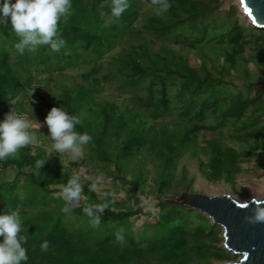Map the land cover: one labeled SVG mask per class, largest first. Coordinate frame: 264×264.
<instances>
[{
    "label": "trees",
    "instance_id": "obj_1",
    "mask_svg": "<svg viewBox=\"0 0 264 264\" xmlns=\"http://www.w3.org/2000/svg\"><path fill=\"white\" fill-rule=\"evenodd\" d=\"M110 2L72 0L74 14L60 25L59 35L67 44L59 53L44 45L36 52L20 54L10 19L7 26L0 25V110L17 96V108L26 114L20 95L28 93L32 70L51 74L52 70L72 69L80 82L74 78L59 93L60 98L35 99L34 111L28 113L43 122L53 106L78 115L81 124L76 130L93 137L86 146L89 159L134 188L131 205L90 192L84 184L80 207L66 214L62 189L73 175L70 169L51 164L39 147L32 153L25 146L19 158L0 161V213L17 210L23 219L29 257L24 264L234 260L229 250L218 245L220 226L175 199L180 191H171V187L186 182L174 177L176 163L186 150L206 156L200 158L199 167L208 181L231 184L242 171V163L260 156L251 147L226 143L221 130L226 128L227 137L240 144L254 138L264 140V75L249 67L254 60L256 66L264 64V29L241 20L238 7L224 8L221 0H170L171 8L159 16L152 0H130V8L120 19L104 27L102 14L105 18L110 14ZM246 35L255 42L249 58L243 53ZM176 45L196 50L201 65L189 64ZM116 46L121 48L113 53ZM110 84L123 96L124 107L96 98ZM171 114L177 122H165ZM136 126L139 130L135 132ZM217 130L221 135L199 141L202 131ZM123 137L121 144L115 142ZM146 151L161 159L164 171L156 180V202L147 212L156 210V220L134 231L131 218L143 211L136 190L142 187L144 191V187L140 174L127 181L122 170L135 155ZM38 160H46L42 169L36 168ZM10 169H15L14 175ZM187 185L191 187V181ZM105 201L109 209L100 226L93 228L83 207ZM119 229H123V245L115 239ZM44 240L49 241L47 252L41 251Z\"/></svg>",
    "mask_w": 264,
    "mask_h": 264
},
{
    "label": "clouds",
    "instance_id": "obj_2",
    "mask_svg": "<svg viewBox=\"0 0 264 264\" xmlns=\"http://www.w3.org/2000/svg\"><path fill=\"white\" fill-rule=\"evenodd\" d=\"M157 6L156 14L163 15L171 8L170 0H152ZM130 0H111V12L102 14L104 27L116 23L125 11L130 8ZM74 14L72 0H2L0 2V25L7 26L11 21V31L15 33L18 42L16 50L20 54L31 51L36 52L40 46L47 45L50 50L59 53L66 47L67 41L59 35L60 25L67 24ZM67 54V53H66ZM52 95H54L52 93ZM56 96V95H54ZM57 98H60L56 96ZM37 120V119H36ZM49 129V136L53 143V151L62 157L68 154L72 161H78L85 155V146L90 144L93 137L88 132H79L76 126L81 124L78 115L69 114L63 106H53L45 117ZM41 128V124L39 123ZM39 142L33 122L24 114L19 113L15 107L11 108L0 120V161L19 158L21 150L28 145L34 146ZM52 154L49 155V157ZM46 160L37 161L36 168L42 169ZM103 183V177L97 176L88 185L90 192L98 191V186ZM65 205L64 213H70L80 207L84 199V184L81 176L74 173L62 189ZM107 195V194H105ZM252 214L245 219L250 223L264 222V202L258 201ZM109 202L86 203L83 212L89 217V224L97 228L101 224L103 213L109 209ZM24 233V222L17 210L7 209L0 213V264H24L29 257L25 245L28 242ZM117 242L123 245V229L115 234ZM49 241L41 243V251L47 252Z\"/></svg>",
    "mask_w": 264,
    "mask_h": 264
},
{
    "label": "rangeland",
    "instance_id": "obj_3",
    "mask_svg": "<svg viewBox=\"0 0 264 264\" xmlns=\"http://www.w3.org/2000/svg\"><path fill=\"white\" fill-rule=\"evenodd\" d=\"M222 7L229 8L230 6H237L238 13L241 15V20H246L247 24H251V21L247 18L245 11L242 7V3L240 0H221ZM150 8V6H147ZM253 26V24H251ZM255 26V25H254ZM259 28V27H258ZM257 28V29H258ZM249 36L246 35V45L245 51L243 52L245 57L249 58L253 56L255 47L254 39L249 40ZM157 47V45H156ZM121 47L116 46L113 49V53L118 51ZM176 48L179 52L185 54L187 56V60L189 64L193 66H200L202 62V57L198 54V52L192 48L176 45ZM111 53V54H113ZM109 57L107 56L106 59ZM259 66H256L255 60L249 63V67L253 70L257 75H264V64L259 63ZM219 75V72H215ZM33 80L30 84L29 90L27 94L20 95V99H23L24 106L26 112V116L33 122L35 126V131L38 136L39 142L34 145H28L31 152L35 153L37 147L42 148L45 150L46 157L50 160V163L60 167L61 169H70V171L74 173H78L81 176L82 184L88 186L93 180L96 179L97 176L103 177V183L98 186L97 193L100 196H105V194L113 197L115 200L120 202H125L126 204H133L132 192H133V185L131 183H123L121 180H117L115 177L109 174V172L104 171L100 166L95 164L89 159L88 149L85 146L84 152L85 155L82 159L78 161H72L68 154H65L62 157L63 164L61 163L60 154L55 153L53 151V141L49 136V129L45 122L39 120L34 115L28 113V111H34V102L35 99L41 98L40 101L43 102L44 99H54V95H58L59 93L66 88V86L70 85L74 78L78 82H80V78L76 77V74L73 72L72 69H66L63 72H59L57 70L51 72L42 73L36 70L31 71ZM228 78V76H226ZM234 80L238 83L240 80ZM52 93L54 95H52ZM96 98L100 101L111 100L118 104L120 107L125 106V101H123V96L119 95L118 90L116 89L115 85L110 84L103 86L100 92L97 93ZM262 104L264 105V96L262 98ZM83 110L81 111L82 114ZM84 113V112H83ZM37 119V120H36ZM264 121V115L262 117ZM165 122L173 123L177 122L175 120V115L171 114L170 116H166ZM39 123L41 124V128L39 127ZM129 127V126H128ZM134 129L136 132L139 130L138 126ZM130 131V128L128 129ZM223 140L231 144L233 146L244 147L248 146L254 149L257 153L260 154L259 157H253L250 160L242 163V171L236 175L235 183L231 184L224 180L211 182L208 181L201 173L199 167V160L200 158L205 159L206 156L202 155L201 153H195L191 149L186 150L183 152L176 163V169L174 170V177L177 182L180 180L185 179L186 182H181L179 186L171 187V191L177 189L180 191V195L175 197V199L179 200L181 203L185 204L183 199L184 193H200L205 195H222V194H229L233 198L239 201H247L255 195L257 200L264 197V140L260 138L250 139L249 142L240 144L229 137H227V129L224 128L221 130ZM127 134V133H125ZM220 130L216 132L211 131H202L199 136V141H203L205 139H211L215 136H219ZM122 139L115 140L117 144H121ZM52 154L50 157L49 155ZM157 155L151 154L149 152H145L143 155H135L133 160L128 163L127 166L124 167L122 170V175L125 176L127 181H132L139 178V174L142 178V186L144 187V191L142 187H138L136 190L137 197L140 198L139 207H142V213L134 216L131 218V229L134 231H139L143 229L144 224L154 223L156 220V210L148 212V208L150 205H154L156 202L155 190L157 189L156 180L160 177V173L164 171V165L160 158L155 157ZM115 167L111 164V170H114ZM15 170V169H14ZM14 170L10 169L9 174H15ZM108 170L109 167H108ZM191 181V187L187 185V183ZM207 219H209L206 216ZM217 236L220 238L218 241V245L221 247H225L223 244V233L222 228L220 227ZM226 248V247H225ZM227 249V248H226ZM228 250V249H227ZM233 259H237L238 255L232 253L230 250ZM223 261H216L212 264H219Z\"/></svg>",
    "mask_w": 264,
    "mask_h": 264
},
{
    "label": "water",
    "instance_id": "obj_4",
    "mask_svg": "<svg viewBox=\"0 0 264 264\" xmlns=\"http://www.w3.org/2000/svg\"><path fill=\"white\" fill-rule=\"evenodd\" d=\"M240 1L262 23L260 28L264 29V0ZM183 199L185 205L202 212L212 224L222 228L224 246L238 255L237 259L219 264H264V222L250 223L245 219L256 207L252 198L239 201L229 194L209 196L184 193ZM258 201L264 202V197Z\"/></svg>",
    "mask_w": 264,
    "mask_h": 264
},
{
    "label": "built area",
    "instance_id": "obj_5",
    "mask_svg": "<svg viewBox=\"0 0 264 264\" xmlns=\"http://www.w3.org/2000/svg\"><path fill=\"white\" fill-rule=\"evenodd\" d=\"M18 101H19V98L16 96V97L11 98V99L7 102L6 106L0 110V120H3L5 114H6L11 108H13V107H15V109H16L19 113H22V114L26 115L25 113L20 112V111L18 110V108H17V103H18Z\"/></svg>",
    "mask_w": 264,
    "mask_h": 264
}]
</instances>
